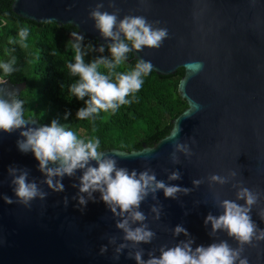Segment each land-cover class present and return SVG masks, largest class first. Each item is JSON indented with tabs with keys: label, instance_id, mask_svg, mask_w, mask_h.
<instances>
[{
	"label": "water",
	"instance_id": "1",
	"mask_svg": "<svg viewBox=\"0 0 264 264\" xmlns=\"http://www.w3.org/2000/svg\"><path fill=\"white\" fill-rule=\"evenodd\" d=\"M99 2L0 0V14L9 20L35 25L53 22L71 40L75 31L83 35V43L104 54L109 52L107 45L111 41L102 38L95 22L88 18ZM103 3L102 11L113 10L108 7V0ZM114 4L120 9L118 19L142 15L168 29L169 38L159 49L129 53L127 62L135 66L139 59L150 60L154 65L152 73L159 78L180 75L177 93L185 108L171 117L162 131L140 140L126 152L129 155L144 152L147 161L144 156L120 158L117 152L125 151L117 149L103 150L105 155L115 157L118 166L129 171H142L147 163L158 180L167 181V174L178 170L181 179L169 183L187 188L192 187L193 179L235 170L236 179L243 180L246 187L264 192V0H114ZM100 46L105 48L103 53L97 50ZM24 87L23 82L12 84L0 79V88L5 93L14 92L15 98ZM177 123L181 128L177 139L188 142L194 155L190 159L180 155L181 163L174 165L169 159L173 141L166 139ZM28 126L42 125L30 119ZM23 130L26 129L0 132V197L16 199L9 166L28 169L30 180L39 182L45 178L33 154L22 153L17 147ZM189 137H194L196 143L192 144ZM147 148L155 150L149 155ZM81 174L78 171L75 178L64 177L63 192L49 190L48 197L33 201L31 208L6 204L0 198V264H135L134 259L127 258V250L118 261L112 259L111 246L104 255L99 254L108 237H120L122 233L115 228V220L99 199V193H94L95 202L89 201L82 211L77 200L72 199L79 191L72 185L78 183ZM41 188L48 191L42 184ZM214 192H219L222 199H234L235 190L230 184L213 185L210 190L206 180L178 200L165 198L162 191L158 192L157 201L163 210L156 222L149 213L155 202L149 197L141 210L149 216L147 223L156 239L140 247L146 254L156 250L159 256L161 246L172 247L185 239L183 235L173 237L171 230L177 225H182L194 238L193 248L220 240L236 247L226 233L210 237V225H204L209 212L221 214L213 204ZM64 197H68L66 207ZM256 212L254 208L252 218L264 229V221ZM146 254L144 259L148 258ZM243 255L247 256L248 264H264V241L255 247L246 246Z\"/></svg>",
	"mask_w": 264,
	"mask_h": 264
},
{
	"label": "clouds",
	"instance_id": "2",
	"mask_svg": "<svg viewBox=\"0 0 264 264\" xmlns=\"http://www.w3.org/2000/svg\"><path fill=\"white\" fill-rule=\"evenodd\" d=\"M111 12L102 11L103 0L97 3L89 13V19L94 21V27L102 38L111 41L107 45L110 57H99L90 63H85L87 54L82 47L83 35L72 32L74 50L72 62L67 64V69L73 77H78L72 83L69 92L78 99H87L86 106L76 112V119L89 120L101 111H117L121 106L130 103L128 99L142 88L144 77L154 70L150 60L139 59L135 66L127 71H117L123 67L129 53L141 52L144 49H159L164 41L169 38L166 27H160L159 21H149L142 15H125L118 19L120 9L115 7L114 0H108ZM30 29L27 25L18 31V37L23 44L29 36ZM91 50V46H89ZM100 53L105 51L104 46L97 49ZM15 58L0 61V71L4 75H11L15 71ZM107 69V73L101 71ZM7 96V99L4 96ZM14 92L5 93L0 88V132L12 133L17 129L22 139L17 141V147L22 153L31 152L38 162V170L45 177L37 182L29 179V170L9 166L8 175L11 178L13 193L16 197L2 196L6 204L18 203L25 208H31L35 200L44 201L49 190L60 193L65 190L62 183L64 177L75 178L77 172L78 183L73 187L79 189L72 199L77 200L81 211L89 201L95 202L94 193H99V199L106 205L115 220V228L122 236H110L107 245L100 248V255H104L109 246L112 247V259L118 261L122 253L127 250V258L134 259L135 264H248L244 256L246 246L255 247L264 241V229L257 226L252 218L253 209L256 215L264 221V192L251 189L244 185L243 180H237V171L229 170L226 174H211L206 178L193 179L192 187H180L169 182L181 179V173L173 170L167 174V181L158 180L156 172L146 163L142 171L135 169L129 171L126 167L118 166V161L113 156L105 155L100 150L101 141L95 136L82 138L67 125H61L53 120L49 126L29 127L30 119L25 118L24 101L15 98ZM179 123L173 128L166 140L173 141L172 152L169 159L172 164H180V155L190 159L194 153L188 142H181ZM188 140L195 144V138ZM154 148H147V154L154 152ZM179 154V155H178ZM120 158L148 155L144 152H117ZM207 181L209 189L213 185L223 187L231 185L235 190L234 199H222L219 192L213 194V204L221 210V214L213 215L209 212L204 220V225H210L209 236L215 237L218 232L226 233L227 237L236 242L232 247L227 240L213 242L208 246L199 245L193 248L194 238L182 226L172 228L173 237L183 235L172 247L161 246L159 256L156 250H149L147 254L140 245H148L156 239V233L149 227V216L141 210V205L149 198L155 202L149 208L153 222L161 219L163 205L157 201V193L163 192L165 198L178 200L181 196L190 195ZM44 185L48 191L41 188ZM243 201V203H239ZM66 207L68 197L63 198ZM187 215V212L185 213ZM118 240L121 242L118 243ZM145 254L147 259H144Z\"/></svg>",
	"mask_w": 264,
	"mask_h": 264
},
{
	"label": "trees",
	"instance_id": "3",
	"mask_svg": "<svg viewBox=\"0 0 264 264\" xmlns=\"http://www.w3.org/2000/svg\"><path fill=\"white\" fill-rule=\"evenodd\" d=\"M27 25L29 36L23 44L18 37L19 29ZM59 25L46 22L35 25L30 22L9 20L0 14V61L15 58V71L0 79L12 84L24 83L18 98L24 101L25 118L36 119L42 126L53 120L74 131L79 137L95 136L100 139V150L117 149L130 151L140 140L151 137L168 126L171 117L185 108V102L177 93L181 78L175 74L159 78L150 73L144 77L142 88L128 99L130 103L117 111H101L94 118L80 121L76 112L86 106L89 97L78 99L69 88L78 77L70 75L67 64L72 62L74 43ZM82 42L86 51L85 63L110 53L99 54ZM129 62L117 69L127 71ZM105 74L107 69L101 68Z\"/></svg>",
	"mask_w": 264,
	"mask_h": 264
}]
</instances>
